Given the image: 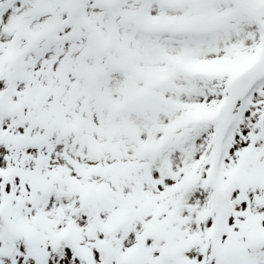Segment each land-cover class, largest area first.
Wrapping results in <instances>:
<instances>
[{
  "label": "snow or ice",
  "instance_id": "6c2138e0",
  "mask_svg": "<svg viewBox=\"0 0 264 264\" xmlns=\"http://www.w3.org/2000/svg\"><path fill=\"white\" fill-rule=\"evenodd\" d=\"M0 264H264V0H0Z\"/></svg>",
  "mask_w": 264,
  "mask_h": 264
}]
</instances>
